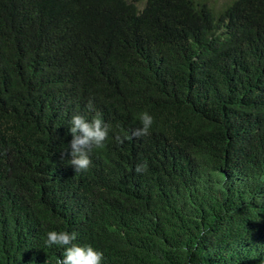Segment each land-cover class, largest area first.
<instances>
[{
	"label": "trees",
	"instance_id": "1",
	"mask_svg": "<svg viewBox=\"0 0 264 264\" xmlns=\"http://www.w3.org/2000/svg\"><path fill=\"white\" fill-rule=\"evenodd\" d=\"M135 1L0 0V264H264V0ZM75 114L112 129L80 172Z\"/></svg>",
	"mask_w": 264,
	"mask_h": 264
},
{
	"label": "clouds",
	"instance_id": "2",
	"mask_svg": "<svg viewBox=\"0 0 264 264\" xmlns=\"http://www.w3.org/2000/svg\"><path fill=\"white\" fill-rule=\"evenodd\" d=\"M91 107V105H89ZM140 127L131 131L127 139L141 138L150 134L153 125V117L148 112L138 116ZM69 132L72 135L70 141L71 160L68 163L74 167L76 172L86 171L91 164L90 153L93 147L102 148L108 139L110 125L103 121L99 115L91 121L86 120L83 115L75 114L70 120ZM116 142L123 144L124 139L118 133L114 135ZM146 170L145 164H137L135 171L142 173ZM75 232L49 231L45 241L46 246L53 245L63 247V259L57 260V264H102L103 253L95 250L92 246H79L72 243L76 240Z\"/></svg>",
	"mask_w": 264,
	"mask_h": 264
},
{
	"label": "rangeland",
	"instance_id": "3",
	"mask_svg": "<svg viewBox=\"0 0 264 264\" xmlns=\"http://www.w3.org/2000/svg\"><path fill=\"white\" fill-rule=\"evenodd\" d=\"M206 2L208 6H211L214 10L220 11L222 8L230 2L231 0H203ZM137 4L138 8L141 9L144 6L145 0H137L135 1Z\"/></svg>",
	"mask_w": 264,
	"mask_h": 264
}]
</instances>
